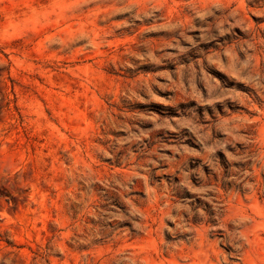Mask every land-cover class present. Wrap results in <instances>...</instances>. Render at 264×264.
<instances>
[{"label": "rangeland", "instance_id": "1", "mask_svg": "<svg viewBox=\"0 0 264 264\" xmlns=\"http://www.w3.org/2000/svg\"><path fill=\"white\" fill-rule=\"evenodd\" d=\"M0 264H264V0H0Z\"/></svg>", "mask_w": 264, "mask_h": 264}]
</instances>
